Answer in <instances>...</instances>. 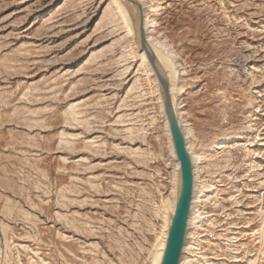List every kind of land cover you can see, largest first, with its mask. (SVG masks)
<instances>
[{"label":"rangeland","instance_id":"rangeland-1","mask_svg":"<svg viewBox=\"0 0 264 264\" xmlns=\"http://www.w3.org/2000/svg\"><path fill=\"white\" fill-rule=\"evenodd\" d=\"M148 2L200 156L185 264H264V0ZM116 10L0 0V264L152 263L175 161Z\"/></svg>","mask_w":264,"mask_h":264},{"label":"water","instance_id":"water-1","mask_svg":"<svg viewBox=\"0 0 264 264\" xmlns=\"http://www.w3.org/2000/svg\"><path fill=\"white\" fill-rule=\"evenodd\" d=\"M118 1L127 14L133 43L139 53H144L155 79L172 152L177 161L174 200L172 206L166 209V228L156 264H180L188 240L195 183V165L179 114L181 68L165 47L148 36L143 0Z\"/></svg>","mask_w":264,"mask_h":264},{"label":"bare ground","instance_id":"bare-ground-1","mask_svg":"<svg viewBox=\"0 0 264 264\" xmlns=\"http://www.w3.org/2000/svg\"><path fill=\"white\" fill-rule=\"evenodd\" d=\"M112 1L116 5V8H117L116 11H118L119 14H120V16H121L120 19H122V21L124 22V24L126 26V35L128 37H130V42H131V45L133 47V50L136 53H138V54L141 55V58L145 62V66L147 67L148 76L153 81V87H154V91H155V94H156V96H154V97H156V99H157L156 102L158 103V107H159L158 109L160 110V114H161L160 117H161V119L163 121V124H164L163 125L164 126V131L166 133V136L165 137L167 138V141H168V145H167L168 146V152H169V155H170L171 159L173 158V160L175 161V167H177V161L175 160L174 155H173V152H172L171 141H170V137H169V133H168L166 121H165V118H164V115H163V111H162V107H161V103H160V98H159V95H158V92H157V87H156L155 79L151 75V71H150V68L148 66V63L146 61V58H145L144 53H139L137 51L134 43H133V40H132V35H133L132 34V29H131L130 25H128L127 14L124 11L123 5L118 0H112ZM143 3H144L145 25L147 27L148 36L151 39H153L155 42H157L159 45L165 47L169 51V53L175 58V60L179 64V66L181 68V73L183 74V69H182L183 67H181L179 61L174 56L173 51L170 48L171 46L170 47L167 46V42L161 40V38L154 37L152 35L153 33L151 34L150 31H152L151 28H153V27H152V22H151V19H150V16H149V2H148V0H143ZM182 83H183V81H182ZM179 89H180V92H181V94L178 97L179 114L181 116V119H182V122H183V125H184V130H185V134H186V137H187V145H188V148H189V150H190V152L192 154L193 161H194V165H195L194 195H193V200H192V208H191V212H190V216H189V226L190 227H189V230H188V240L186 242V247H185L184 254H183L182 259L180 261V264H185L187 262V255H188L189 250H190V248L192 246L193 229H195V226H196V223H197V219H198V214H197L196 207H197V203H198V200H197V191H198V188H199L198 163L200 161V156L193 149V146H192V143H191V129L188 126V123H187V121H185V118H184L185 113H184L183 105H182V103H183V101H182V90H183V86L180 85L179 86ZM175 167L172 170V172H173V174H172V190H171V194H170L169 198L167 199V204L165 203V209H169L172 206L173 200H174ZM163 218H164V220H163L164 221L163 222L164 223V228H161L163 230L161 231L160 239H159V237L157 238L159 240V243H158L157 249L152 254V263L151 264H156L157 263V259H158L159 255H160V252H161L160 250H161V247H162V244H163V237H164L165 228H166V216H164Z\"/></svg>","mask_w":264,"mask_h":264}]
</instances>
